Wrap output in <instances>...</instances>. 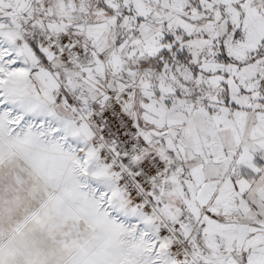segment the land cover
I'll use <instances>...</instances> for the list:
<instances>
[{
    "label": "snow or ice",
    "instance_id": "6c2138e0",
    "mask_svg": "<svg viewBox=\"0 0 264 264\" xmlns=\"http://www.w3.org/2000/svg\"><path fill=\"white\" fill-rule=\"evenodd\" d=\"M0 264H264V0H0Z\"/></svg>",
    "mask_w": 264,
    "mask_h": 264
}]
</instances>
